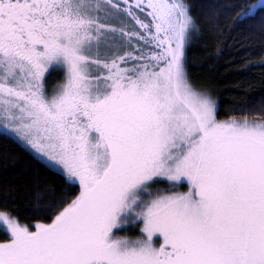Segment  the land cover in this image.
I'll use <instances>...</instances> for the list:
<instances>
[{
  "label": "snow or ice",
  "instance_id": "1",
  "mask_svg": "<svg viewBox=\"0 0 264 264\" xmlns=\"http://www.w3.org/2000/svg\"><path fill=\"white\" fill-rule=\"evenodd\" d=\"M196 13L192 0H0V139L62 181L30 184L48 222L0 198V264H264V96L238 109L256 115L219 118L188 56L204 27L264 32V0Z\"/></svg>",
  "mask_w": 264,
  "mask_h": 264
},
{
  "label": "trees",
  "instance_id": "2",
  "mask_svg": "<svg viewBox=\"0 0 264 264\" xmlns=\"http://www.w3.org/2000/svg\"><path fill=\"white\" fill-rule=\"evenodd\" d=\"M197 6L207 0H192ZM228 3L229 0H219ZM256 3L257 0H247ZM234 15V13H233ZM190 75L196 84L212 95L219 105V118L230 116L256 115L241 113L251 98L264 96V32L255 23H244L237 27L225 28L223 34L215 33L204 27L199 39L190 49ZM61 73L54 72L50 83L55 84ZM47 184L59 186L62 181L46 173L35 164L24 152L13 144L0 139V198L7 193L12 199L8 206L15 209V214L22 222L33 220L48 222L46 216L37 214L33 206L37 201L30 188L36 178ZM2 204V200H0ZM0 238H3L0 235Z\"/></svg>",
  "mask_w": 264,
  "mask_h": 264
},
{
  "label": "rangeland",
  "instance_id": "3",
  "mask_svg": "<svg viewBox=\"0 0 264 264\" xmlns=\"http://www.w3.org/2000/svg\"><path fill=\"white\" fill-rule=\"evenodd\" d=\"M161 186L163 187L164 185ZM179 190L183 191L186 190V188H181ZM138 232H139L138 228H136L133 225H129L126 227V229L123 232L120 233V235H127L134 238L136 235H138Z\"/></svg>",
  "mask_w": 264,
  "mask_h": 264
}]
</instances>
